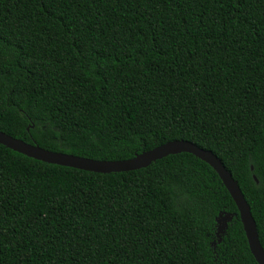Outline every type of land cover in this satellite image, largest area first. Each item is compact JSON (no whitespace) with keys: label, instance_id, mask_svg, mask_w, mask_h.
I'll return each instance as SVG.
<instances>
[{"label":"trees","instance_id":"16d2710c","mask_svg":"<svg viewBox=\"0 0 264 264\" xmlns=\"http://www.w3.org/2000/svg\"><path fill=\"white\" fill-rule=\"evenodd\" d=\"M0 131L98 160L191 141L264 247V0H0ZM0 264L259 263L192 153L100 173L0 144Z\"/></svg>","mask_w":264,"mask_h":264},{"label":"water","instance_id":"95a60500","mask_svg":"<svg viewBox=\"0 0 264 264\" xmlns=\"http://www.w3.org/2000/svg\"><path fill=\"white\" fill-rule=\"evenodd\" d=\"M0 144L22 153L28 157L44 162L74 167L100 173L123 172L140 169L169 154L189 152L210 164L218 173L224 185L233 197L243 223L252 254L259 264H264V247L260 241L256 220L238 182L227 170L221 159L209 149H204L188 140H174L159 145L148 151L137 154L126 160H98L69 153L56 152L45 149L36 143H28L0 131ZM253 168V167H252ZM257 180L256 176H254ZM232 213H220L217 217V235L219 239L233 219Z\"/></svg>","mask_w":264,"mask_h":264}]
</instances>
